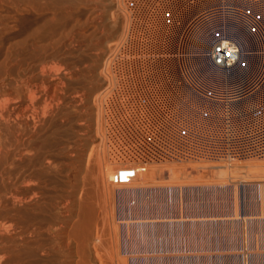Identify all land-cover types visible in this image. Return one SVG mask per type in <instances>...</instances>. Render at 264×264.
Returning a JSON list of instances; mask_svg holds the SVG:
<instances>
[{
  "label": "rangeland",
  "instance_id": "1",
  "mask_svg": "<svg viewBox=\"0 0 264 264\" xmlns=\"http://www.w3.org/2000/svg\"><path fill=\"white\" fill-rule=\"evenodd\" d=\"M37 2L43 7L46 5V10L43 8L37 13L39 16L26 9V3L18 0L6 3L7 6L1 12L0 39H3L4 43L9 40L20 41L24 39L25 31L34 27L30 26L31 22V25H34L37 21L41 23L43 18L50 19L51 14L56 16L50 28L52 40H47L45 35L30 39V42H35L36 46H46V51L41 52L38 57L41 63L38 61L36 64H43L48 69L45 68L47 71L45 70L44 77L36 72L31 81L39 86H45L49 81L48 76L52 75L53 78L55 75L57 82L54 104L45 117L47 119L44 118L46 122H51L46 129L53 134L51 136L53 146L48 154L52 165L45 169L48 174L43 178L41 188L46 198H53L57 205L56 216L62 218L65 211L75 213L79 201L85 200L86 195L80 185V179L84 174L81 173H85L84 165L87 163L89 153L93 154L92 139L103 141V134L100 131L102 130L100 108L97 107L103 93L96 102L94 96L102 91L100 86L102 89L106 86V75H103L105 70L102 68L106 61L105 57L113 49L110 44L119 40L113 38L121 34L124 25V17L120 11V9L123 11V7L119 6L121 0L119 2L117 0H38ZM20 20L27 22V26H24L25 30L24 28L19 30L17 22ZM26 49L18 51L28 57V52L31 50ZM27 69L31 73L32 68L27 67ZM41 127L44 128L42 124L37 125L38 130L42 129ZM103 148L105 150V147ZM105 154L107 155L106 150ZM253 160L264 162L262 159L236 161ZM92 164L91 160L89 165ZM138 164L149 166L154 163ZM149 175L153 179L143 182V186L149 192L144 198L138 194L131 200L127 199L128 201L111 199V202L104 196L100 198L94 193L95 196L92 194L94 197L90 195L92 202L97 200V205L96 203L94 205L98 212L114 220L110 221L107 228L108 238L116 240L119 247H126L124 258L129 254L137 255L138 260L134 264H153V262L154 264H254L253 255L258 254L264 264V241H262L264 240L262 179L264 178H247L244 171L232 174L238 177L245 176L244 179L235 176L236 179L228 177L225 180L210 175L205 176L200 172L189 178L180 175L182 177L178 179H161L150 169ZM169 185L182 189L172 193L171 190L160 189L161 186ZM220 185L225 187L222 188ZM217 186L220 188H216ZM111 187L113 189V186ZM102 198L106 199V202ZM99 201L103 202L104 206ZM136 212L139 215L135 214ZM111 222L115 226H112ZM126 222H150L152 227L143 231L132 227L129 229L125 226ZM123 227L126 230L122 231ZM151 231L154 233L152 234Z\"/></svg>",
  "mask_w": 264,
  "mask_h": 264
},
{
  "label": "bare ground",
  "instance_id": "2",
  "mask_svg": "<svg viewBox=\"0 0 264 264\" xmlns=\"http://www.w3.org/2000/svg\"><path fill=\"white\" fill-rule=\"evenodd\" d=\"M10 1L15 2V0H0V22L2 18L1 12L7 6L6 3ZM18 1L26 3V9L31 10L36 14L46 7V5L45 7L41 6L37 2L38 0ZM117 2H119V0H117ZM260 3L264 4V0H259V4ZM243 4L244 6L246 5V9L258 14L257 8L260 7L259 4L253 3L251 0H247V2L244 1ZM11 5L13 4L11 3ZM120 5L123 7V11L122 9H120V11L124 17V25L121 34L118 37L116 36L113 38L115 40L119 38V40H114L115 42L112 41V43L110 42L111 48L113 49H109L110 54L105 57L106 61L104 60V68L102 69L105 70L103 75H106V86L103 87V89L100 86V90L102 91L100 93L98 92L99 94L97 93L94 96V100L96 102L100 97L99 95L103 93L101 102L99 101L97 106L100 108V111L99 109L98 111L100 112L99 118L102 125L100 129L102 130H99L102 131L103 141L95 138L92 139L91 149L93 150L91 152H93V154L89 153L86 160L87 163L84 165L85 173H81L84 174V176L82 175L83 178L80 179V185L83 190L81 191L86 195L85 200L79 201L75 213L74 211H65L62 218H58L56 216L55 211L57 210V205L54 203L53 198H46L41 188L43 178L46 174H48L45 169L46 167H50L52 165L48 154L50 150H52L53 143L51 141V136L53 134L51 131L46 129V126L51 122H46L45 119L47 118L45 117L54 104L57 82L54 78L55 75L53 78L52 75L51 77L48 76L49 81L45 86H39L32 83L33 80L31 81L32 76H34L36 72L38 75H43L44 77L47 67L40 64L41 60H38V57H40L39 54L44 50L46 51V46H36V43L30 42V39H37L42 37V35L43 37L45 35L47 40H52L50 37V28L51 23L52 21H55L56 16L55 14H51L50 19L47 18L45 20L43 18L41 23H38L37 21L34 22V25H31V22L30 26L34 27L25 31V37L20 41L12 42L8 39L9 41L4 43L3 39H0V264H134L138 260L137 255L133 256L132 254H129L126 258H124V255L126 254V247H119V245L116 244L118 243L116 240L114 241L113 239L108 238L107 228L110 221L113 222L114 220H111V217L108 218V215H103L101 212H98L99 210L95 208L97 200L92 202L91 200L93 199L90 198V195L94 193L100 198L101 196H104L106 199H116L117 201H125L127 199L131 200L137 197L138 194H140V197L144 198L148 189L143 186V182L147 179H153L149 175L150 169L161 179H178L179 177H182L180 175H184L186 178H189L193 175H198V172H200L205 176L210 175V177L225 180L228 179V177L234 179L237 175L234 176L232 174H238L243 171L246 173L247 178H264V162L258 160L241 162L236 161L240 158L227 157L225 159L218 160L158 159L140 161L137 158L124 157L112 151V142L106 130L108 122H106L102 114V112L104 113L102 102L104 97L110 93L109 91L111 89L113 90L112 87L113 84H115L114 77L110 74V64L114 60V57L119 54V51H121V47L123 43H125L127 37H134L131 31L132 21L128 13L129 10H127L128 7L126 5V1L121 0L119 6ZM198 11L199 9L197 6L188 8L185 12L187 17L184 19L187 18V20H190ZM172 12L173 11L171 9L169 12L166 10V13L171 14ZM160 17L166 19L168 18L165 13L160 15ZM231 20L232 23L226 26L227 28H225V30H221L218 26L217 28H215V26H210L208 28L202 27V30L193 36L194 39L192 41V49L194 50L195 48L196 51L199 50V54L196 57L191 56L187 59L188 64L185 63L188 70H191L192 68V72L195 74L194 77L200 76L201 82L209 88L215 87L217 93L222 90V85H224L223 82H226V80L221 78L219 74L217 78L208 76L210 71L206 52L210 48L211 44L210 42L207 43L206 39L204 41L201 40L200 36L204 35L206 37L207 34L211 35L214 32L215 34L217 33L216 35L218 38L224 36L231 37L232 39L236 38L239 42H241L242 46H245L247 49L245 53L254 51L253 48L259 45L256 38L257 36H254L257 33H261L258 26H252L250 23L245 24V22L243 25V21L236 18ZM17 23L19 24L18 27H20L19 30H23L27 22L20 20ZM30 26L28 28H30ZM255 29L256 31H254ZM240 33L245 35H241ZM136 35L137 34L135 33V38ZM261 45L262 49H264V42H262ZM23 48L25 50H27L26 48H28L29 51L31 50V53L28 52V57L22 55L21 51H18ZM127 53L129 54V52ZM131 53H133V50H131ZM246 55L243 54L242 57H239L240 60L244 61ZM252 55H250V57H252ZM260 57L264 59V54H260ZM38 61L40 63L36 64ZM161 61L162 60H160V63ZM162 63H164V61ZM165 63H167L170 68L174 67V63L172 65L171 61ZM27 67L32 68L31 73ZM197 68L199 69L197 70ZM156 70L159 71L158 75L154 78H163L162 73L164 68H158V66H156ZM48 73H50V71ZM255 73L256 72L251 70L245 75L234 74L231 80L232 82L238 80L241 82V79L253 77L255 76ZM171 78L174 83L176 82L178 86L182 87L183 91L188 93L187 86H185L182 81L177 78L176 74ZM38 124H42L44 128L41 127L42 129L38 130ZM100 131H97V133ZM103 147H105L107 155L105 154ZM91 160L93 164L89 165ZM168 160H170V162ZM172 160L179 162H174ZM262 161H264V159H262ZM138 163L154 164L141 166ZM124 168L133 169L135 171V178L130 180L126 185H114L112 182L113 176ZM81 170L83 171V169ZM229 175L234 177H230ZM243 177L245 178V176ZM243 177L238 178L242 179ZM262 181H264V179H262ZM221 183L222 182H220V184ZM110 185L113 186V189ZM220 186L223 188L224 185ZM220 186H217L216 188H220ZM160 189L168 191L171 190L172 193V191L177 192V190L182 189V187H173L172 185H169L166 187L161 186ZM95 203L96 205H94ZM99 203L101 202L99 201ZM101 204L103 205L104 203L102 202ZM138 205L139 204H137V206ZM135 214L139 215L137 212ZM150 222H126L125 226H128L129 229L132 227L143 231V229L148 230V228L152 227ZM112 224V226H115L114 223ZM118 229L120 230V228ZM123 229L125 228L123 227L122 231ZM153 233L154 232H152V234ZM119 234L121 233L119 232ZM148 246H150V244ZM253 256L254 264H262V258L260 255L255 254ZM151 260L154 261L153 259Z\"/></svg>",
  "mask_w": 264,
  "mask_h": 264
},
{
  "label": "built area",
  "instance_id": "3",
  "mask_svg": "<svg viewBox=\"0 0 264 264\" xmlns=\"http://www.w3.org/2000/svg\"><path fill=\"white\" fill-rule=\"evenodd\" d=\"M125 1L134 37H127L110 64L115 84L102 102L112 151L140 161L264 159V59L260 57L264 54V4L251 0L260 5L255 14L244 6L247 0ZM194 6L199 11L184 19L186 10ZM167 8L173 12L166 13ZM164 13L171 16L161 18ZM233 18L258 26L261 33L254 36L259 45L245 53L247 49L236 38H218L214 32L200 36L211 44L206 52L208 76L219 74L226 80L217 93L200 76L194 77L185 63L199 54L192 49V41L202 27L225 30ZM243 54L247 55L241 61ZM163 61H171L174 67ZM156 66L164 68L163 78H154L159 71ZM251 70L255 76L232 82L234 74ZM175 74L188 93L173 82ZM134 178L135 171L124 168L112 182L126 185Z\"/></svg>",
  "mask_w": 264,
  "mask_h": 264
}]
</instances>
